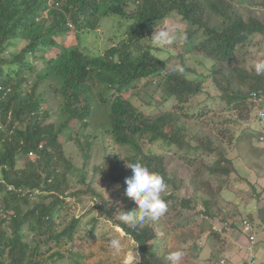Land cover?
Instances as JSON below:
<instances>
[{"label":"trees","instance_id":"trees-1","mask_svg":"<svg viewBox=\"0 0 264 264\" xmlns=\"http://www.w3.org/2000/svg\"><path fill=\"white\" fill-rule=\"evenodd\" d=\"M242 1L0 0V264H60L69 256H80L73 241L80 233L81 219L71 216L59 229L57 214L64 200L60 196L47 203L33 200L37 191L59 192L64 188L62 180L73 165L65 155L61 133L70 124L84 128L94 119L96 130L101 129L130 152L128 162L140 160L160 173L167 185L173 179L167 178L165 156L147 151L146 143L185 149L183 157L190 162L217 151L221 157L212 165V173L234 171L226 152L212 146L211 140L193 136V144L184 133L185 121L194 114L184 111L183 103L201 93L202 80H192L166 68L165 61L155 56L145 39L171 12L177 11L190 26H195L186 43L194 45L192 51H202L215 62V74L222 72L225 82L218 84L223 90L221 98L227 97V104L233 105L229 108L247 106L250 100L252 106H260L264 102V76L239 67L223 69L255 35H264V21L256 17L246 20L237 9ZM109 16L129 21L122 37L101 54L89 53L81 47L84 28L95 29ZM215 16L222 20L221 28L211 24ZM71 31L76 33L79 44L58 41L57 37ZM194 36L203 39L195 44L191 40ZM35 59L42 65L35 64ZM150 77L158 79V86L176 100L173 108L155 116L146 115L124 97L125 91ZM246 80L249 86L243 88L240 82ZM41 88L61 97L60 111L42 106L45 99ZM22 157L32 160L19 164ZM109 160L108 165L115 167L119 157ZM111 175L115 182L126 185L125 178L132 175V170L120 166ZM162 198L167 204L179 199L169 190L162 193ZM179 202L202 212L203 206L192 196ZM206 207L205 212L210 214L207 204ZM116 224L137 242L140 264H170L164 244L172 239V231L161 230L163 222L146 218L135 227L121 221ZM94 226L91 232H95ZM211 231L218 235L213 227ZM116 235L126 239L120 233ZM183 241L185 237L180 236ZM100 247L110 264H124L106 252L107 245ZM79 264L87 262L80 260Z\"/></svg>","mask_w":264,"mask_h":264},{"label":"rangeland","instance_id":"rangeland-1","mask_svg":"<svg viewBox=\"0 0 264 264\" xmlns=\"http://www.w3.org/2000/svg\"><path fill=\"white\" fill-rule=\"evenodd\" d=\"M236 7L246 20L256 17L264 21V0H243ZM128 23L129 21L119 16H109L95 29L84 28L81 47L92 54L103 53L120 40ZM211 24L216 28L223 25L217 16L212 19ZM161 28L174 31L178 38L172 44L154 45L152 37ZM193 30L195 26H190L177 11H173L145 40L152 47L155 56L165 61L166 68L182 73L189 79L202 80L201 93L183 103V110L194 114L193 118L185 121L184 133L193 144L195 139H190L193 136L204 137L206 142L211 140L212 146L215 144L219 150L226 152L234 171L230 174L212 173V165L221 157L217 151H209L190 162L183 157L185 149L175 145L168 147L160 142L146 143L145 149L165 156L167 178L173 179L172 183H168L167 190L179 198L178 201L170 200L167 213L158 219L163 222L161 230L172 231V239L164 244L166 249L169 252L176 248L182 249L185 255L181 264H222V260L230 255L225 234H213L210 223L202 220L201 212L199 214L193 207H183L179 201L192 196L200 207L207 208L206 204L209 206L216 223H222L221 220L231 221L238 231L244 218L254 221L258 227L257 216L264 217V141L258 138L264 132V121L256 115L259 105L252 106L251 100L247 106L231 110L229 107L233 108V105L227 104V97L224 100L221 98L223 90L218 83L222 86L225 82L222 72L215 74V62L202 51H192L194 45L186 43L189 31ZM193 38L191 40L195 44L203 39L199 36ZM57 39L68 45L79 44L74 31ZM23 45L24 42L19 47ZM260 59H264V35L258 34L249 45L238 50L233 60L224 64L223 69L229 71L231 67H239L253 74L255 71L252 63ZM33 62L42 65L39 59ZM151 78L140 80L124 92V97L130 98L146 115L155 116L165 109L173 108L176 100L166 95L158 86V79ZM247 82L249 81L240 82L243 88L249 86ZM40 90L44 92L45 99L42 106L53 112L60 111L61 97L50 89ZM233 102L237 101L233 99ZM107 135L101 129H95L94 119L84 128L80 124H70L61 133L65 155L73 165V169L62 180L65 182L64 188L59 192L37 191L33 197V200L46 203L54 200L55 196L64 200L65 205L57 214L59 229L71 216L81 219L80 233L73 241V247L80 256H69L61 260L60 264H79L80 260L87 264H110L105 260L101 244L107 245L106 252L124 264H140L137 242L116 224L120 221L122 211H130L138 206L126 196L127 185L118 184L111 179L114 178L111 174H115L117 168L126 165L130 152L114 143ZM111 157H119L115 167L108 165ZM28 160H32L31 157H22L19 164H25ZM93 226L95 232L90 231ZM115 233H120L126 239L123 240ZM180 236L185 237L186 241L180 242ZM112 237L121 242L118 252L110 246ZM260 242H264V239ZM238 248L240 249L239 244Z\"/></svg>","mask_w":264,"mask_h":264},{"label":"clouds","instance_id":"clouds-1","mask_svg":"<svg viewBox=\"0 0 264 264\" xmlns=\"http://www.w3.org/2000/svg\"><path fill=\"white\" fill-rule=\"evenodd\" d=\"M177 35L174 31L161 28L152 37V43L157 46L172 44ZM252 67L257 76H264V59L253 61ZM126 166L131 168L132 175L125 178L127 185L125 194L134 200L138 206L130 211H122L119 219L126 225L135 227L145 219L156 221L164 216L168 211L167 202L162 198V193L168 189L165 178L158 172L150 170L143 162L136 160L128 162ZM110 246L115 251H119L121 242L118 238L110 240ZM185 252L182 249L170 251L166 259L170 264H181Z\"/></svg>","mask_w":264,"mask_h":264},{"label":"crops","instance_id":"crops-1","mask_svg":"<svg viewBox=\"0 0 264 264\" xmlns=\"http://www.w3.org/2000/svg\"><path fill=\"white\" fill-rule=\"evenodd\" d=\"M261 134H264V132L260 133L259 135ZM257 219L258 227L256 228L258 231V244L254 248L253 252L256 254V264H264V242H260L261 239H264V217L260 218L259 216H257ZM252 222L254 223V221ZM229 223L232 224L231 221H229ZM240 227L241 228L239 231L236 229V227H232V229L227 234H225L226 238H224L223 236V238L227 241V249L230 250V255L224 258L225 264H248V238L243 231L241 224ZM237 232L240 233L238 234ZM238 244L243 245L244 249H239Z\"/></svg>","mask_w":264,"mask_h":264},{"label":"built area","instance_id":"built-area-1","mask_svg":"<svg viewBox=\"0 0 264 264\" xmlns=\"http://www.w3.org/2000/svg\"><path fill=\"white\" fill-rule=\"evenodd\" d=\"M257 117L264 121V102L260 104L257 113ZM260 141H264V134L258 136ZM204 208V207H203ZM202 208L201 218L208 221L213 229L220 234H227L231 229V223L229 221H222V223H216L213 216L205 212V208ZM241 226L248 238V264H256V254L253 252L254 248L258 244V231L255 224L248 218L242 219ZM240 249H244L243 245H239ZM222 264H225V259L222 260Z\"/></svg>","mask_w":264,"mask_h":264}]
</instances>
